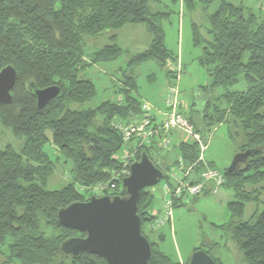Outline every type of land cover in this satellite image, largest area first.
<instances>
[{
    "label": "trees",
    "instance_id": "obj_1",
    "mask_svg": "<svg viewBox=\"0 0 264 264\" xmlns=\"http://www.w3.org/2000/svg\"><path fill=\"white\" fill-rule=\"evenodd\" d=\"M184 1L193 12L196 2ZM160 2L0 0V69L10 64L17 70L10 91L12 101L0 103V125L20 141L16 149L10 143L0 147V255L4 257L0 264H107L101 255L91 252L72 257L59 251L65 238L85 233L61 225L57 211L69 203L87 201L91 196H87L88 192L98 196L93 191L95 187L108 182L112 172L120 170L124 162L118 156L124 142L113 122L140 117L144 110L131 94L136 90L132 75H124L123 100L106 99L94 108H81L97 92L94 81L82 73L85 66L115 60L122 52L114 42L88 54L85 38L127 23H145L151 42L131 62L138 65L155 59L166 66L170 81L177 79L183 70L180 66L177 70L170 68L177 56L164 41L162 21L170 14L168 6L152 7V3ZM198 3L207 21L203 33L199 24L192 23V40L201 47L197 60L209 81L195 90V101L188 106L189 116L180 112L191 121L203 142L206 129L225 121L230 124L232 137V127L237 130L236 135H242L238 150L250 149L247 165H240L245 169L220 171L224 176L222 186L230 187L234 198L228 203L230 222L224 245L234 258L233 264H264V198L260 197L264 196V13L254 11L246 0ZM111 37L114 39L116 34ZM242 79L246 88L230 90ZM48 85H57L59 94L40 108L32 89ZM219 86L224 89L217 97L224 102L220 107L213 102L211 93ZM199 96H203L202 102ZM153 146H139L134 160L146 153L163 170L161 180L166 179L165 170L170 167L165 160L160 164L154 161ZM200 153L198 143L180 142L182 162L178 159L175 164L184 174L190 173V178L193 175V181L207 167L215 168L212 162L200 159ZM58 166L66 172L67 180L62 187L50 188L48 181ZM166 184L173 188L170 182ZM120 186L114 187L110 195H124L126 191H119ZM140 191L137 202L142 225L145 220L154 221L159 214L149 211L153 194L146 187ZM202 192L215 193L207 186ZM178 201L182 203L174 200L173 206ZM247 201H254L256 210L247 220H241ZM149 242V264L189 263L190 258L174 261L164 251L156 250L150 239ZM216 243L194 250L204 248L210 254ZM210 256L215 264H222L219 257Z\"/></svg>",
    "mask_w": 264,
    "mask_h": 264
},
{
    "label": "rangeland",
    "instance_id": "obj_2",
    "mask_svg": "<svg viewBox=\"0 0 264 264\" xmlns=\"http://www.w3.org/2000/svg\"><path fill=\"white\" fill-rule=\"evenodd\" d=\"M194 1L197 6L193 12L188 10L184 0H161L159 4L152 3L154 9L163 8V5H166L170 12L162 21L165 29L164 41L166 46L177 56V61L172 62L170 68L177 70L180 66L183 70L177 79H172L174 84L170 83L172 81L166 75V66L159 64L157 60L149 58V60H144L138 65L131 62V58L139 51L145 50L151 42L152 35L147 30L145 23H127L119 29H106L98 36L86 37V53L88 54L114 42L122 48V52L115 60L85 66L82 73L94 81L97 92L93 98L83 103L81 108H94L106 99L116 102L123 100L124 92L121 89L125 87L124 75H132L136 80V90H132L131 94L139 102L148 104L149 114L161 115L165 108V96L169 85H174L178 89L180 102L178 109L189 116L188 106L195 101L193 97L195 90L199 85H205L209 81L208 74L197 60L202 52L201 47L194 45L192 40V23L199 24L203 33L207 16L198 0ZM232 1L237 2L238 0ZM246 2H250L249 4L254 11L264 13V0H246ZM114 34L116 37L113 39L111 36ZM246 85L247 83L242 79L235 83L230 90L242 91ZM223 92L224 89L221 86L215 87L211 91L214 96L213 102L219 107L224 106L223 99L218 100L217 98ZM199 97L198 100L202 102L203 96ZM233 128V137L230 133L229 122L221 121V123L211 125L209 129H206L203 157L206 161L212 162V165L221 172L230 165L234 154L239 152L238 148L243 143L242 135L239 133L236 135L235 131L237 130ZM186 137V132L179 128L175 129L170 135L171 140L165 150L156 147L162 139L160 137L155 138V150L152 156L161 161L165 160L170 167L165 170L168 177L163 179L164 183L170 182L172 186L177 183L175 175L172 173H180L175 162L179 157L180 142L184 141ZM7 143L12 144L16 149L20 141L12 135L10 130L0 125V147H4ZM126 148L127 146H123L119 150L118 156H123V151ZM65 177H67L66 172L62 170L61 166H58L51 175L48 186L50 188L62 187L67 180ZM163 180L155 185L146 186L147 190L153 194V208H149L151 213L155 211V213L160 214L165 200L171 197L163 189ZM186 181H189V178ZM120 185L119 191L124 188L122 180ZM92 194L88 192L87 196ZM260 197L261 199L264 198L263 195ZM233 199V191L225 185L220 186L212 194L201 192L196 196L183 197L179 199L182 203L178 201L177 206L171 207V217L161 225L156 224V219L152 222L145 220L142 223L144 236H148L155 243L154 248L156 250L164 251L174 261L188 260L195 247H211L209 242H217L213 249L210 248V255L219 257L222 264H233L234 258L229 253L227 246L224 245L227 226L230 222L228 203ZM255 210L256 203L247 201L241 220H247ZM150 226L154 227L151 229ZM3 260L4 257L0 255V261Z\"/></svg>",
    "mask_w": 264,
    "mask_h": 264
},
{
    "label": "water",
    "instance_id": "obj_3",
    "mask_svg": "<svg viewBox=\"0 0 264 264\" xmlns=\"http://www.w3.org/2000/svg\"><path fill=\"white\" fill-rule=\"evenodd\" d=\"M17 70L7 64L0 69V103H10ZM36 104L43 108L59 94L57 85L34 87ZM250 149L234 154L227 171L243 170L247 165ZM130 173L122 178L124 195H91L87 201H75L57 211L59 223L77 229L85 235L69 236L60 244L65 256L77 257L81 252L101 255L107 264H149L152 248L147 236L142 234L141 217L138 214V198L141 189L155 185L163 177L146 153L130 165ZM188 264H215L213 257L203 248L196 249Z\"/></svg>",
    "mask_w": 264,
    "mask_h": 264
},
{
    "label": "built area",
    "instance_id": "obj_4",
    "mask_svg": "<svg viewBox=\"0 0 264 264\" xmlns=\"http://www.w3.org/2000/svg\"><path fill=\"white\" fill-rule=\"evenodd\" d=\"M178 89L176 86L170 85L165 96V108L161 112L162 118L160 121L156 120L154 116L148 114V104L141 102V108L144 110V114L140 117L129 119V121H116L113 122L114 128L122 135L124 142L123 146L127 148L123 151V164L120 170L112 172V177L108 182H103L97 185L93 190L97 195H109L113 191L114 187L120 185V179L127 176L130 173V165L134 161V154L139 146H153L151 149V156L155 150L154 139L160 137L161 142L157 143L158 149L165 150L169 146L171 140L170 135L179 128L186 132L187 137L185 141L196 142L200 146L201 155L200 159H204L202 151L205 149V142H203L199 132H196L193 128V124L187 117H185L179 108ZM156 163H161V160L153 157ZM179 162H182V158L179 155ZM204 161V160H203ZM180 169V166H178ZM188 173V172H187ZM182 173H172L176 178V185L169 189L167 184L163 182V189L166 193L170 194V198L165 200L162 212L157 216L156 224L161 225L172 215V206L174 200L182 199L183 197H190L200 194L204 187L207 186L216 192L224 181V176L216 168L207 167L198 174V180L186 181L188 175ZM187 176V177H186Z\"/></svg>",
    "mask_w": 264,
    "mask_h": 264
},
{
    "label": "crops",
    "instance_id": "obj_5",
    "mask_svg": "<svg viewBox=\"0 0 264 264\" xmlns=\"http://www.w3.org/2000/svg\"><path fill=\"white\" fill-rule=\"evenodd\" d=\"M169 87H170V85H169ZM150 111V110H149ZM149 111H148V114H149ZM151 115V114H150ZM151 116H154V118L157 120V119H159V118H161V115H159V114H152ZM161 120V119H160ZM160 120H158V121H160ZM154 143H155V141H154ZM180 170V173H183L182 172V170L181 169H179ZM190 174V173H189ZM189 174H188V176H189ZM187 178H189V180H191V179H193V178H195L193 175L191 176V178L190 177H187ZM172 186V185H171ZM182 261H184V260H182Z\"/></svg>",
    "mask_w": 264,
    "mask_h": 264
},
{
    "label": "bare ground",
    "instance_id": "obj_6",
    "mask_svg": "<svg viewBox=\"0 0 264 264\" xmlns=\"http://www.w3.org/2000/svg\"><path fill=\"white\" fill-rule=\"evenodd\" d=\"M123 178V177H122ZM122 180V179H121Z\"/></svg>",
    "mask_w": 264,
    "mask_h": 264
}]
</instances>
